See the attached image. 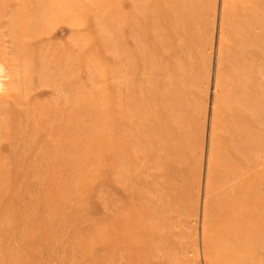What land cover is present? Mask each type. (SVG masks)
<instances>
[{"label": "rangeland", "instance_id": "374dc122", "mask_svg": "<svg viewBox=\"0 0 264 264\" xmlns=\"http://www.w3.org/2000/svg\"><path fill=\"white\" fill-rule=\"evenodd\" d=\"M262 151L264 0H0V264H264Z\"/></svg>", "mask_w": 264, "mask_h": 264}, {"label": "bare ground", "instance_id": "6f19581e", "mask_svg": "<svg viewBox=\"0 0 264 264\" xmlns=\"http://www.w3.org/2000/svg\"><path fill=\"white\" fill-rule=\"evenodd\" d=\"M159 43H160V45L161 46H159V47H162L163 48V45L165 44V41L168 39V37L166 36V35H164V34H160L159 36ZM166 56V53H162L161 52V54L160 55H158L157 57L159 58V60H162L164 57ZM157 57H151L152 59H151V61H154V60H156V58ZM147 59V58H146ZM146 59H145V57H144V61H146ZM137 108H141L142 110H143V106L142 105H140L139 103H137L136 105H135ZM263 133V132H262ZM262 158H264V151H262V156L261 157H259V160H258V164L259 165H261L262 163H264V159L262 160ZM252 165H255V163H248L247 164V167H250V166H252ZM247 176V175H246ZM247 201V200H246ZM249 202V201H248ZM247 203V202H246Z\"/></svg>", "mask_w": 264, "mask_h": 264}]
</instances>
